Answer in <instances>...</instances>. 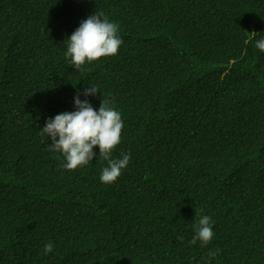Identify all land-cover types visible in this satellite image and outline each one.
<instances>
[{
	"label": "trees",
	"instance_id": "trees-1",
	"mask_svg": "<svg viewBox=\"0 0 264 264\" xmlns=\"http://www.w3.org/2000/svg\"><path fill=\"white\" fill-rule=\"evenodd\" d=\"M94 13L122 44L76 70L68 38ZM260 39L264 0H0V264H264ZM78 93L121 114L111 184L98 146L67 170L41 134ZM203 215L213 239L191 244Z\"/></svg>",
	"mask_w": 264,
	"mask_h": 264
},
{
	"label": "clouds",
	"instance_id": "clouds-1",
	"mask_svg": "<svg viewBox=\"0 0 264 264\" xmlns=\"http://www.w3.org/2000/svg\"><path fill=\"white\" fill-rule=\"evenodd\" d=\"M118 29V24L111 22L103 13H94L82 21L68 38L66 58L70 57L74 69L83 70L85 63L116 55L122 44ZM254 46L264 52V39L256 41ZM97 92V87L89 86L83 95H95ZM74 104L76 111L57 114L49 119L41 129V134L50 138V147L64 157L63 167L67 170L87 165L95 156L93 148L98 146L99 157L107 161V167L102 169L100 180L104 184H111L117 180L131 159L129 154H124L119 159L112 158L124 127L121 114L109 99L102 100L99 110L96 111L87 100L81 101L78 93ZM211 223L210 216H201L195 226L196 234L190 243L195 244L199 240L202 245H207L214 236ZM53 249L54 245L48 242L44 245L43 254L47 255ZM218 251H209V258H215Z\"/></svg>",
	"mask_w": 264,
	"mask_h": 264
},
{
	"label": "bare ground",
	"instance_id": "bare-ground-1",
	"mask_svg": "<svg viewBox=\"0 0 264 264\" xmlns=\"http://www.w3.org/2000/svg\"><path fill=\"white\" fill-rule=\"evenodd\" d=\"M203 51V50H202ZM159 60V59H158ZM107 66V65H106ZM83 77V76H82ZM121 79V78H120ZM102 83V82H101ZM108 91V90H107ZM113 97V96H112ZM151 160V159H150ZM135 181V180H134ZM129 197V196H128Z\"/></svg>",
	"mask_w": 264,
	"mask_h": 264
}]
</instances>
